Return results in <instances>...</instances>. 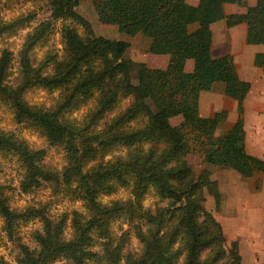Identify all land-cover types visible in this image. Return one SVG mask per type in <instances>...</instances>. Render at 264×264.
I'll use <instances>...</instances> for the list:
<instances>
[{"label": "clouds", "instance_id": "clouds-1", "mask_svg": "<svg viewBox=\"0 0 264 264\" xmlns=\"http://www.w3.org/2000/svg\"><path fill=\"white\" fill-rule=\"evenodd\" d=\"M66 29L81 36L70 18L54 16L51 0H0V61L8 57L0 89L12 97L0 94V264L42 258L43 264H77L82 253L93 257L85 256L83 264H141L149 244L168 237L173 222L170 200L156 184H141L138 171L164 164L168 145L138 135L131 144L115 140L102 147L114 139L113 129L123 137L143 133L146 118L125 119L134 107L132 95L118 93L101 114L99 89L73 94L79 76L52 83L71 63ZM21 105L30 116L21 118ZM36 116L55 117L66 134L54 140ZM99 176L105 179L97 184ZM161 212L165 223H151ZM82 239L88 243L67 251ZM47 242L59 252L52 260ZM183 244L182 234L172 244L170 254L180 253L176 264H186Z\"/></svg>", "mask_w": 264, "mask_h": 264}, {"label": "trees", "instance_id": "trees-1", "mask_svg": "<svg viewBox=\"0 0 264 264\" xmlns=\"http://www.w3.org/2000/svg\"><path fill=\"white\" fill-rule=\"evenodd\" d=\"M81 1L51 0L54 16L70 18L81 33L78 37L74 32L65 30L70 41L71 63L60 67L59 78L52 83H65L79 76L73 94L88 96L92 88L99 89L102 92L101 114L111 107L118 93L134 97L133 110L125 119L140 114L141 123L146 118L147 130L123 137L113 129L116 133L114 139L102 144V147L106 148L115 140L131 144L138 135L164 141L168 145L164 164L138 171L141 184H156L160 194L170 200L169 222H173L168 237L149 244L141 264H176L180 253H170L172 244L181 234L184 237L181 252H188L186 264H241L237 242L225 246L220 223L202 205L200 189L202 183L210 181V173L203 169L194 179L186 156L197 152L203 163L232 169L246 178L264 173V159L249 154L245 149L244 100L251 83L239 77L230 54L218 57L211 54V25L219 20H225L228 27L245 23L246 43L264 45V0H256L243 12L232 14L224 12V4L237 0H198L196 4L188 0H91L99 22L115 25L119 32L129 36L142 34L148 37L147 51L167 57L164 68L141 64L136 72V82L131 79V60L124 58L130 43L95 35L89 20L76 10ZM194 23L197 27L190 30L189 26ZM7 59L6 53L4 60L0 61V80L3 79ZM189 59L192 60V68L186 70ZM253 62L264 70V52L256 53ZM215 82L223 83L224 94L236 102V119L221 135H216L215 131L218 124L226 120L227 111L220 110L209 117L199 113L200 93L209 91ZM0 94L5 99L12 98L8 97L7 90L0 89ZM20 113L21 118L31 115L23 105L20 106ZM175 116L181 117L178 125L170 122ZM35 119L43 121L54 140L62 139L66 134L64 129L56 126L55 117L36 116ZM89 143L87 140L84 142L86 153L94 151L87 147ZM173 161L174 167L163 171L165 164ZM129 167L137 170V165ZM112 175L116 173H109V176ZM95 179L100 184L105 177ZM92 194L89 193L90 196ZM214 200L215 210L218 211L221 207L219 191L214 194ZM164 215L161 212L160 219L150 217V222L163 225ZM87 243V239H82L67 251L74 253ZM45 247L48 260L59 255L54 243L47 242ZM85 256L93 258L89 253H82L77 264H83ZM32 264H43V258Z\"/></svg>", "mask_w": 264, "mask_h": 264}, {"label": "rangeland", "instance_id": "rangeland-1", "mask_svg": "<svg viewBox=\"0 0 264 264\" xmlns=\"http://www.w3.org/2000/svg\"><path fill=\"white\" fill-rule=\"evenodd\" d=\"M76 10L89 20L95 35L125 40L130 43L124 58L131 60L133 82L137 80L136 72L141 64L145 63L149 67L157 68L164 65L160 61L155 62L156 56L147 51L148 37L142 34L129 36L119 32L115 25L99 22L91 0H82ZM240 43L243 45V41ZM242 45H237L235 49L238 50ZM230 55L232 56L231 53ZM161 58L167 57L162 56ZM188 69L189 67L186 66V70ZM221 86L223 87V83L216 82L212 92L206 91L199 97L201 116L209 117L217 111H227V118L218 124L216 135L225 133L237 116L236 102L226 96L223 90H220ZM256 103L258 104L256 105ZM248 104L244 112L245 144L250 152L260 155L264 153V80L255 86ZM170 122L173 125H178L181 122V117H172ZM186 159L194 179H197L203 169L210 173V181L201 185L202 205L220 223L225 237V246L229 247L233 241L237 242L242 258L241 264H264V204L260 201L262 197L264 198V173L246 178L232 169L203 163L197 152L189 153ZM229 181H234L241 189L242 195L240 196V193L235 195L242 199L236 200L232 207L223 208L221 206L216 211L214 194L218 193L219 187L229 184Z\"/></svg>", "mask_w": 264, "mask_h": 264}, {"label": "crops", "instance_id": "crops-1", "mask_svg": "<svg viewBox=\"0 0 264 264\" xmlns=\"http://www.w3.org/2000/svg\"><path fill=\"white\" fill-rule=\"evenodd\" d=\"M189 1V0H188ZM193 1V2H192ZM190 3L196 4L198 0H192ZM256 0H237L235 3H226L224 4V12L226 14L232 13H241L245 10L247 6L254 5ZM197 27V24H192L189 26L190 30H193ZM212 30V44H211V54L213 57H218L224 54H232L233 61L237 70L239 77L243 80H247L251 83L250 91L248 92L244 100V112L248 107L249 98L251 93L254 91L256 85L259 82L264 80V70L256 65H254V56L258 52H264V45H249L246 43V32L247 26L245 23H240L232 27L226 25L225 20H219L211 25ZM138 35V34H137ZM243 41L242 43H240ZM149 44V42H148ZM237 45H242L238 50L235 49ZM155 62L160 61L164 65L159 68H164L168 62L167 58H161L162 56L155 55ZM192 60L189 59L186 61V66L189 67L188 70L192 68ZM216 83V82H215ZM215 83H213L209 91L212 92ZM220 90L224 91L223 87H220ZM206 91H202L200 96ZM258 103H256L257 105ZM246 132V131H245ZM246 139V137H245ZM245 149L249 154L257 156L264 159V153L255 154L250 152L247 149L245 144ZM263 173H257L259 175ZM233 183V184H232ZM219 192L221 194V206L224 208L226 206H233L236 200H241L242 197H236L235 194H239L241 189L236 185L234 181H229V184L219 187ZM229 194V196H228ZM231 194V197H230ZM242 194L240 193V196ZM228 197V198H227ZM230 198V199H229ZM264 204V198L260 199ZM240 203V202H239Z\"/></svg>", "mask_w": 264, "mask_h": 264}]
</instances>
